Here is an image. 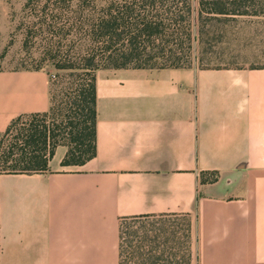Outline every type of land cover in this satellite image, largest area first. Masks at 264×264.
<instances>
[{"label": "crops", "instance_id": "obj_1", "mask_svg": "<svg viewBox=\"0 0 264 264\" xmlns=\"http://www.w3.org/2000/svg\"><path fill=\"white\" fill-rule=\"evenodd\" d=\"M248 34L235 66L98 71L96 157L0 174V264H120L123 220L173 216L194 264H264V23ZM50 107L44 70L0 74L1 132Z\"/></svg>", "mask_w": 264, "mask_h": 264}, {"label": "trees", "instance_id": "obj_2", "mask_svg": "<svg viewBox=\"0 0 264 264\" xmlns=\"http://www.w3.org/2000/svg\"><path fill=\"white\" fill-rule=\"evenodd\" d=\"M27 0L31 33L57 43L65 60L51 107L44 114L21 115L0 144V174H38L49 170L59 146L68 148L62 166H83L96 157L97 90L100 70H162L193 67L194 43L204 30V7L213 15L233 14L231 2L199 0ZM197 15V16H196ZM60 54V52H59ZM60 56V55H59ZM35 70H43L37 67ZM61 84V86L59 85ZM56 85V84H55ZM54 85V86H55ZM148 218H133L138 220ZM121 231V226H120ZM185 264H192L191 225L184 229ZM122 261V236H121ZM155 252V251H154ZM165 255H154L152 264Z\"/></svg>", "mask_w": 264, "mask_h": 264}, {"label": "rangeland", "instance_id": "obj_3", "mask_svg": "<svg viewBox=\"0 0 264 264\" xmlns=\"http://www.w3.org/2000/svg\"><path fill=\"white\" fill-rule=\"evenodd\" d=\"M26 1L0 0V74L42 67L49 75L54 90H57L63 73L55 66L60 60H65L64 54L57 43L53 44L45 35L33 34L28 29L30 17L23 13ZM194 6L200 10L199 0ZM214 8L206 5L202 21L193 22L196 30L197 27L204 30L194 43L199 61L193 66L239 65L248 58L249 49L246 46L250 39L245 34L249 35L250 25L264 23V0H233L227 6L233 12L229 16L211 14ZM243 43L247 44L245 53L244 47L241 48ZM5 132L0 131V142ZM78 167L63 166L68 170ZM187 224L188 219L183 216L124 221L121 224L122 261L124 264H152L154 255H165L158 264H185L187 246L184 229ZM193 261L195 263V259Z\"/></svg>", "mask_w": 264, "mask_h": 264}]
</instances>
